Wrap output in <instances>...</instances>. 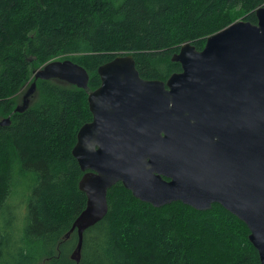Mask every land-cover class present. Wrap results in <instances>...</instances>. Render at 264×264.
Wrapping results in <instances>:
<instances>
[{
    "label": "trees",
    "instance_id": "obj_1",
    "mask_svg": "<svg viewBox=\"0 0 264 264\" xmlns=\"http://www.w3.org/2000/svg\"><path fill=\"white\" fill-rule=\"evenodd\" d=\"M264 0H0V264H261L245 223L218 203L198 211L180 201L154 207L120 182L107 191V212L78 242L71 226L86 205L72 148L91 120L87 91L36 79L28 107L14 111L34 67L64 54L100 84L97 69L131 53L143 79L165 81L180 65V45L200 50L230 24L227 8L256 22ZM34 80V76L31 79ZM31 81V82H32ZM25 93V92H24ZM17 95V96H16ZM18 174L31 178L23 224L10 205Z\"/></svg>",
    "mask_w": 264,
    "mask_h": 264
},
{
    "label": "water",
    "instance_id": "obj_2",
    "mask_svg": "<svg viewBox=\"0 0 264 264\" xmlns=\"http://www.w3.org/2000/svg\"><path fill=\"white\" fill-rule=\"evenodd\" d=\"M256 22L238 19L207 36L198 50L180 45V71L165 81L143 79L131 53L100 65V84L70 59H52L14 111L25 110L36 79L86 90L91 120L76 134L72 156L83 171L86 205L74 220L80 260L84 231L107 212V191L120 182L140 201H180L198 211L218 203L243 221L264 264V5ZM9 117L0 120L7 125Z\"/></svg>",
    "mask_w": 264,
    "mask_h": 264
},
{
    "label": "rangeland",
    "instance_id": "obj_3",
    "mask_svg": "<svg viewBox=\"0 0 264 264\" xmlns=\"http://www.w3.org/2000/svg\"><path fill=\"white\" fill-rule=\"evenodd\" d=\"M225 11H227L226 15H231L234 19H242L243 16V10L240 7H232V8H227ZM235 21V20H233ZM227 25V24H226ZM225 27L222 26L221 28ZM220 30V29H219ZM218 31V30H217ZM79 54L72 55V54H64L60 55L54 59L56 60H64V59H73L74 57H78ZM45 64V63H44ZM42 65L36 66L32 69L31 74L27 82L25 83L24 87L22 88V92L18 96V101L17 105H21V100L24 92L29 88L31 84V79L34 76V72L37 71ZM17 96V95H16ZM16 105V106H17ZM3 119L0 115V120ZM31 184V178L27 175H21L18 174L16 177V182L14 183V189L12 191V195L10 197V205L14 207V210L16 211L15 213V222H16V228H21V225L23 224V215H24V205L26 206V199L28 198L29 195V187Z\"/></svg>",
    "mask_w": 264,
    "mask_h": 264
}]
</instances>
